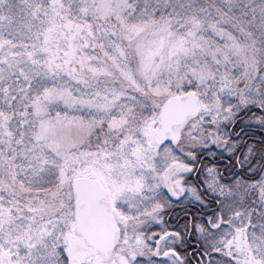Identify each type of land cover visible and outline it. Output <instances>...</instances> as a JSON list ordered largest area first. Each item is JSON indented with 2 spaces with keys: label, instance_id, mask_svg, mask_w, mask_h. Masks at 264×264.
Returning <instances> with one entry per match:
<instances>
[{
  "label": "snow or ice",
  "instance_id": "6c2138e0",
  "mask_svg": "<svg viewBox=\"0 0 264 264\" xmlns=\"http://www.w3.org/2000/svg\"><path fill=\"white\" fill-rule=\"evenodd\" d=\"M0 264H264V0H0Z\"/></svg>",
  "mask_w": 264,
  "mask_h": 264
}]
</instances>
